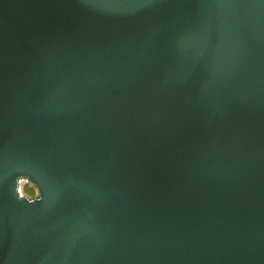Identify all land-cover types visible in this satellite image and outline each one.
<instances>
[{"label": "water", "instance_id": "water-1", "mask_svg": "<svg viewBox=\"0 0 264 264\" xmlns=\"http://www.w3.org/2000/svg\"><path fill=\"white\" fill-rule=\"evenodd\" d=\"M0 264H264V0H0Z\"/></svg>", "mask_w": 264, "mask_h": 264}, {"label": "trees", "instance_id": "trees-1", "mask_svg": "<svg viewBox=\"0 0 264 264\" xmlns=\"http://www.w3.org/2000/svg\"><path fill=\"white\" fill-rule=\"evenodd\" d=\"M25 191L27 192V194H29L30 196H34L36 191L34 189V187L30 186V185H27L25 187Z\"/></svg>", "mask_w": 264, "mask_h": 264}, {"label": "rangeland", "instance_id": "rangeland-1", "mask_svg": "<svg viewBox=\"0 0 264 264\" xmlns=\"http://www.w3.org/2000/svg\"><path fill=\"white\" fill-rule=\"evenodd\" d=\"M27 185H29V184H28L26 181L23 182V184H22V191H23V193H25V194H27V192L25 191V187H26Z\"/></svg>", "mask_w": 264, "mask_h": 264}]
</instances>
